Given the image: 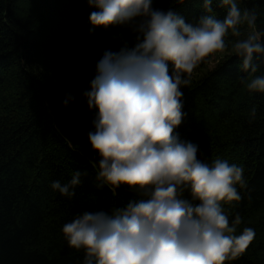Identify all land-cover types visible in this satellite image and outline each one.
<instances>
[{
	"label": "trees",
	"instance_id": "obj_1",
	"mask_svg": "<svg viewBox=\"0 0 264 264\" xmlns=\"http://www.w3.org/2000/svg\"><path fill=\"white\" fill-rule=\"evenodd\" d=\"M238 3L256 11V30L264 33V0ZM152 6L171 8L191 23L204 12L203 0H154ZM212 8L218 18L226 15L216 0ZM93 11L87 0H0V264H83V251L68 246L62 226L86 210L123 206L134 195L127 186L97 187L90 161L99 155L87 135L97 109H89L84 92L104 52L134 47L136 33L126 25L94 28ZM241 31V37L229 32V51L181 89L186 116L175 131L199 146V159L243 167L242 199L222 207L230 223L241 217L237 235L251 227L255 237L225 264H264V93L245 86L264 76V55L253 61L256 73L243 70L231 48L250 30ZM77 170L86 174L71 199L52 189Z\"/></svg>",
	"mask_w": 264,
	"mask_h": 264
},
{
	"label": "clouds",
	"instance_id": "obj_2",
	"mask_svg": "<svg viewBox=\"0 0 264 264\" xmlns=\"http://www.w3.org/2000/svg\"><path fill=\"white\" fill-rule=\"evenodd\" d=\"M153 2L87 0L97 9L89 16L94 28L126 25L136 33L134 47L104 52L84 92L89 109H97L87 134L99 155L90 161L97 187L127 186L134 195L123 206L77 214L62 234L70 248L83 251V264H225L255 237L251 227L237 235L241 217L230 223L222 207L242 199L237 185L247 186L244 169L221 158L209 164L198 158L197 144L180 138L175 129L186 116L181 89L208 56L228 48L229 32L242 36V26L250 31L232 43V52L242 57L245 72L256 73L264 33L256 30V11L241 9L238 0H216L226 10L223 19L213 11L214 0H203L195 23ZM245 86L264 93V76ZM84 174L77 170L51 187L71 199Z\"/></svg>",
	"mask_w": 264,
	"mask_h": 264
},
{
	"label": "rangeland",
	"instance_id": "obj_3",
	"mask_svg": "<svg viewBox=\"0 0 264 264\" xmlns=\"http://www.w3.org/2000/svg\"><path fill=\"white\" fill-rule=\"evenodd\" d=\"M227 43V41H226ZM230 46L224 52H216L208 56L195 70L193 73L202 72L211 69L219 62L223 56L229 51Z\"/></svg>",
	"mask_w": 264,
	"mask_h": 264
}]
</instances>
